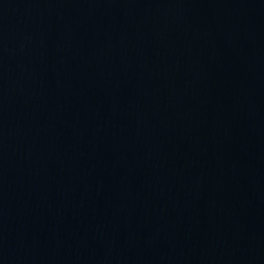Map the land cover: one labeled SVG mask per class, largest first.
I'll return each mask as SVG.
<instances>
[{
  "label": "water",
  "instance_id": "obj_1",
  "mask_svg": "<svg viewBox=\"0 0 264 264\" xmlns=\"http://www.w3.org/2000/svg\"><path fill=\"white\" fill-rule=\"evenodd\" d=\"M0 264H264V0H0Z\"/></svg>",
  "mask_w": 264,
  "mask_h": 264
}]
</instances>
